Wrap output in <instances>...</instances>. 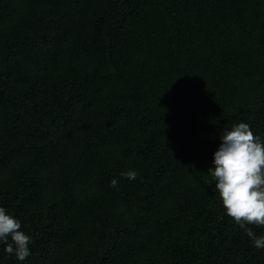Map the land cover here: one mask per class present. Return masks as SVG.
<instances>
[{"label":"trees","instance_id":"1","mask_svg":"<svg viewBox=\"0 0 264 264\" xmlns=\"http://www.w3.org/2000/svg\"><path fill=\"white\" fill-rule=\"evenodd\" d=\"M240 121L264 140V0H0V206L32 238L0 264H264L207 171Z\"/></svg>","mask_w":264,"mask_h":264},{"label":"clouds","instance_id":"2","mask_svg":"<svg viewBox=\"0 0 264 264\" xmlns=\"http://www.w3.org/2000/svg\"><path fill=\"white\" fill-rule=\"evenodd\" d=\"M221 143L212 154L208 168L226 215L243 229L252 245L264 249V234H257L248 224L264 226V140L254 135L248 123L240 121L219 135ZM137 171H122L119 177L135 180ZM119 177L112 178L116 188ZM31 236L21 230L20 220L0 206V244L10 256L24 261L31 255Z\"/></svg>","mask_w":264,"mask_h":264}]
</instances>
